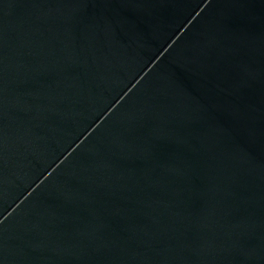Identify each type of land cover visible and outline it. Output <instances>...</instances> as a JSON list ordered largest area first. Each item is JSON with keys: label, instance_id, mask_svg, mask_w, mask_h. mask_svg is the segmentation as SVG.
I'll use <instances>...</instances> for the list:
<instances>
[{"label": "water", "instance_id": "water-1", "mask_svg": "<svg viewBox=\"0 0 264 264\" xmlns=\"http://www.w3.org/2000/svg\"><path fill=\"white\" fill-rule=\"evenodd\" d=\"M0 264H264V0H0Z\"/></svg>", "mask_w": 264, "mask_h": 264}]
</instances>
